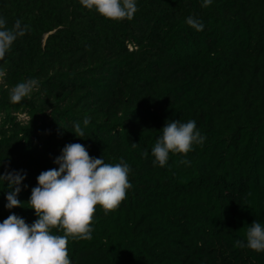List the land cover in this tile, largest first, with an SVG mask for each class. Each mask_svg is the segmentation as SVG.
<instances>
[{
	"label": "trees",
	"instance_id": "obj_1",
	"mask_svg": "<svg viewBox=\"0 0 264 264\" xmlns=\"http://www.w3.org/2000/svg\"><path fill=\"white\" fill-rule=\"evenodd\" d=\"M202 3L136 0L133 19L111 21L79 0H0L9 28L28 26L0 61V174L26 172L22 207H5L0 181V222L14 213L31 225L37 176L81 143L130 165L132 188L115 211L97 206L90 241H69L72 264H264V252L234 247L254 221L264 226V0ZM30 78L38 90L11 103ZM174 120H195L206 139L154 166Z\"/></svg>",
	"mask_w": 264,
	"mask_h": 264
},
{
	"label": "clouds",
	"instance_id": "obj_2",
	"mask_svg": "<svg viewBox=\"0 0 264 264\" xmlns=\"http://www.w3.org/2000/svg\"><path fill=\"white\" fill-rule=\"evenodd\" d=\"M88 9L95 10L103 18L111 21L131 20L138 11L136 0H79ZM212 0H203L202 7H209ZM186 23L196 31H203L204 25L194 17L186 18ZM28 30L17 19L9 28L4 18H0V61L5 59L11 46L18 37H23ZM5 73L0 71V78ZM39 81L30 78L19 82L9 91V100L20 103L38 90ZM90 123V117L83 120L84 126ZM74 134L82 138L85 135L79 122L74 124ZM151 149L153 165L165 167L169 154L187 156L194 145H203L206 137L197 129L195 120L167 122ZM137 144L133 143L135 147ZM148 156V151L142 153ZM54 163L58 169L42 171L37 176V186L31 190L27 201L34 210L37 219L29 225L16 214H10L0 222V264H72L69 257V241H90L94 231L92 225L97 206L104 214L119 208L126 199L127 191L132 188L128 176L130 165L123 159L119 163H105L103 158H93L81 143L64 146ZM181 164L190 165L183 159ZM26 178L23 170L7 171L0 174V181L7 183V209L22 207L18 195L21 184ZM26 187V186H25ZM248 195H251L249 192ZM63 232L54 234L53 230ZM236 248H248L257 253L264 252V226L254 221L246 231V243L234 242Z\"/></svg>",
	"mask_w": 264,
	"mask_h": 264
}]
</instances>
